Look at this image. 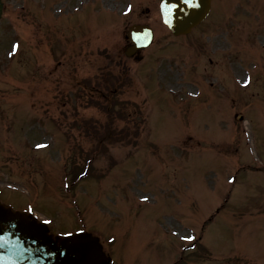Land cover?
I'll return each mask as SVG.
<instances>
[{
    "label": "rangeland",
    "instance_id": "obj_1",
    "mask_svg": "<svg viewBox=\"0 0 264 264\" xmlns=\"http://www.w3.org/2000/svg\"><path fill=\"white\" fill-rule=\"evenodd\" d=\"M213 1L215 18L177 42L161 24L158 0H3L0 200L15 210L31 204L54 220L58 235L99 230L115 264H174L180 254L181 264H264V169L228 174L236 160L264 165V47L254 41L264 35V0ZM133 23L154 30L142 61L123 56ZM9 25L20 37L12 38ZM248 58L260 61L252 78L235 83L233 66L250 67ZM118 61L132 84L112 85L109 95L126 115L117 125L131 138L99 150L90 166L94 140L85 122L106 118L98 107L105 101H94L108 93L89 95L83 82L91 87L100 74L121 72ZM191 77L204 85L198 98L176 113L172 98L157 103L165 100L157 94L160 78L182 95ZM235 112L248 123L250 153L240 136L247 130L235 128L238 114L231 120ZM185 135L192 153L178 148L187 146ZM86 163V175L65 188L64 173Z\"/></svg>",
    "mask_w": 264,
    "mask_h": 264
},
{
    "label": "water",
    "instance_id": "obj_2",
    "mask_svg": "<svg viewBox=\"0 0 264 264\" xmlns=\"http://www.w3.org/2000/svg\"><path fill=\"white\" fill-rule=\"evenodd\" d=\"M207 7L208 0H162L161 3L163 19L174 33L189 30ZM131 29L136 45L128 48L127 54L145 45L133 33L140 28ZM47 231L45 225L29 215L12 213L0 205V236L3 237L0 264H108L110 261L101 252L97 239L87 233L52 239Z\"/></svg>",
    "mask_w": 264,
    "mask_h": 264
},
{
    "label": "snow or ice",
    "instance_id": "obj_3",
    "mask_svg": "<svg viewBox=\"0 0 264 264\" xmlns=\"http://www.w3.org/2000/svg\"><path fill=\"white\" fill-rule=\"evenodd\" d=\"M29 211H31V209H29ZM43 223L48 224V223H50V221L45 220V221H43ZM2 239H3V237L0 236V240H2ZM188 239H191V237H188Z\"/></svg>",
    "mask_w": 264,
    "mask_h": 264
}]
</instances>
